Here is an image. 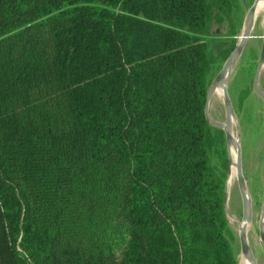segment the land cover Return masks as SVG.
Masks as SVG:
<instances>
[{
  "label": "trees",
  "instance_id": "1",
  "mask_svg": "<svg viewBox=\"0 0 264 264\" xmlns=\"http://www.w3.org/2000/svg\"><path fill=\"white\" fill-rule=\"evenodd\" d=\"M241 21L239 0H0V264H236L204 101Z\"/></svg>",
  "mask_w": 264,
  "mask_h": 264
},
{
  "label": "rangeland",
  "instance_id": "2",
  "mask_svg": "<svg viewBox=\"0 0 264 264\" xmlns=\"http://www.w3.org/2000/svg\"><path fill=\"white\" fill-rule=\"evenodd\" d=\"M239 1L240 7L242 8L243 21L244 14L252 0ZM263 12L264 10L255 12L249 35L246 37L240 54L225 78L226 90L239 130L238 145L241 172L250 202V219L246 226L245 235L256 264H264V252L258 237V220L264 201V131L262 125L263 100L252 88V77L262 38L261 18ZM242 21L236 35V40L242 28ZM217 70L218 67L215 69L211 81ZM257 85L260 89L264 88V65L259 69ZM210 101L209 107L207 106L209 117L222 121L224 118V108L221 94L218 96L212 95ZM207 122L210 126L209 138L211 140L210 150L208 152L209 161L224 177L225 217L227 226L232 233L230 242L235 261L236 264H240L239 257H241V254L239 252L237 229L241 220V201L235 177V169L230 173L231 164L227 161L230 147L228 148L226 146L223 134L221 138L220 136L217 138L218 132L216 129L218 130L220 127L209 120ZM230 129L235 136L233 122H231ZM228 176L230 179H228ZM228 187L229 191L228 195H226V189ZM244 262L246 263L245 260Z\"/></svg>",
  "mask_w": 264,
  "mask_h": 264
},
{
  "label": "water",
  "instance_id": "3",
  "mask_svg": "<svg viewBox=\"0 0 264 264\" xmlns=\"http://www.w3.org/2000/svg\"><path fill=\"white\" fill-rule=\"evenodd\" d=\"M260 0H252L250 5L248 6L242 21V28L240 34L238 35V39L235 41L232 49L229 51L225 59L222 61L220 67L218 68L217 72L215 73L209 87L207 88L205 94V101H204V116L206 120H209L215 124H217L221 130L223 131L225 144L227 147L229 145L234 144L235 147V154H234V166H235V177L238 186V190L240 193V201H241V220L238 225L237 229V239L239 245V252L240 254L247 260L249 264H256L254 261V257L252 251L248 245L245 231L247 223L250 219V202L245 190L244 178L241 172V165H240V152H239V145H238V126L235 122V116L233 113V109L231 106V102L228 97V93L226 90V75L230 70L231 66L234 64L236 58L241 52L242 46L245 42L246 37L249 35V31L253 25L254 16L256 12L257 3ZM261 26H262V38L260 42V49L259 55L256 61L255 69L253 72L252 77V88L254 91L262 98L263 105H262V125L264 131V88H258L257 81H258V72L262 65H264V12L261 18ZM219 87L221 89V96H222V104L224 108V118L222 121L214 120L209 117L207 113V101L208 98L213 91L214 88ZM231 122L234 123L235 128V136L231 132ZM228 163H231V159L228 154L227 158ZM225 208V203H224ZM258 237L264 252V201L263 207L259 214L258 220Z\"/></svg>",
  "mask_w": 264,
  "mask_h": 264
},
{
  "label": "bare ground",
  "instance_id": "4",
  "mask_svg": "<svg viewBox=\"0 0 264 264\" xmlns=\"http://www.w3.org/2000/svg\"><path fill=\"white\" fill-rule=\"evenodd\" d=\"M260 10H264V0H260L258 3H257V6H256V12L257 11H260ZM219 94H221V89L219 88V87H216V88H214L213 89V91L211 92V94H210V96H209V98H208V101H207V106L209 105V103L211 102L210 101V98H211V96L212 95H219ZM209 107V106H208ZM232 132V131H231ZM230 147V148H229ZM229 157H230V159H231V165H230V173H232L233 171H234V169H235V166H234V154H235V147H234V144H231V145H229ZM228 179H230V177L228 176ZM228 191H229V187L226 189V195H228ZM251 223V222H250ZM240 258V264H249L248 262H247V260L241 255V257H239ZM244 260L246 261V263L244 262Z\"/></svg>",
  "mask_w": 264,
  "mask_h": 264
}]
</instances>
